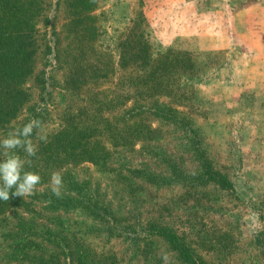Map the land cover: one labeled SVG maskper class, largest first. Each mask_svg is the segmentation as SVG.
<instances>
[{
	"label": "rangeland",
	"instance_id": "rangeland-1",
	"mask_svg": "<svg viewBox=\"0 0 264 264\" xmlns=\"http://www.w3.org/2000/svg\"><path fill=\"white\" fill-rule=\"evenodd\" d=\"M46 1V12L37 22L36 68L25 86L31 102L0 130V140L27 124L41 98L38 77L46 70L56 85L52 101L40 114L48 138L60 131L68 116L78 117L79 123L98 119L104 109L99 104L124 91L129 92L127 107L120 98L105 108L104 117L111 122V115L133 107L144 89L137 92L131 84L138 70L120 69L116 46L131 20L142 13L153 50L191 54L195 66L190 70V98L180 110L192 119L208 157L234 190L214 182L191 189L142 181L137 169L167 173L162 155L188 173L200 170L181 129L146 115L126 124L130 135L120 144L102 130L95 162L70 167L74 184L81 185L78 189L117 219L107 217L106 222L98 213L64 208L50 198L44 204L42 193L52 194L48 185L58 169H40L41 183L33 195L24 197L26 208L0 215V264H43L44 255L67 264L70 258L75 264H165V254L168 264H182L164 239L146 232L153 220L174 228L207 264H264V246L257 244L262 233L264 245V81L252 70L254 53L238 39L236 20L245 10L264 7V0H95L84 38L72 32L63 1ZM52 40L60 45L61 58L50 67L47 46L55 45ZM77 66L92 77L96 67L102 68L98 72L105 77L87 78L88 84L73 94L64 81ZM41 142L33 139L37 147ZM70 189L63 182L61 196ZM48 229L57 235L44 236Z\"/></svg>",
	"mask_w": 264,
	"mask_h": 264
},
{
	"label": "trees",
	"instance_id": "trees-1",
	"mask_svg": "<svg viewBox=\"0 0 264 264\" xmlns=\"http://www.w3.org/2000/svg\"><path fill=\"white\" fill-rule=\"evenodd\" d=\"M61 1L65 3L72 32L76 36L84 38L88 32L86 21L89 20L91 11H94L96 7L95 0ZM46 2V0H0V130H5L31 102V94L25 89V86L36 68L37 55L40 50L37 22L46 12ZM60 4L58 3L57 7H60ZM48 23L55 27L54 23H50V21ZM143 25L141 13L131 20L127 32L119 39L116 46L120 56V69L134 68V70H138V75L131 76V84L137 92L144 89L143 95L137 99L133 107L124 110L129 99L127 97L129 92L124 91L122 95L111 98L110 101L104 99L108 105L105 104L106 102L99 104L98 108L104 109L96 120L79 123L78 117L68 116L60 131L50 136L47 143L40 141L41 144L37 147L35 157H27L21 149H16L12 153L20 158H25L27 161L29 159L32 161L31 166H29L24 160L27 163H25L24 171L39 174L42 170L53 171L58 169L61 172L63 182L71 186L69 193L60 198L52 194L51 196L47 192L42 193V197L46 198L44 204L48 203L50 198L64 208L87 209L94 216L98 213L97 216L106 222L107 217L117 219L115 214H111L106 206H100L99 203L93 204V199L85 193L86 190L78 189L81 185L74 184L75 180L71 178V173H69L71 172L70 167L83 162H95V147L99 143L98 135L102 130L111 133V141L120 144L122 142L120 140H125L127 135H130L126 124L130 121L139 122L146 115H151L157 121L168 126L181 129L191 147L195 161L200 166V170L188 173L171 157L162 155L163 167L167 173L137 169L135 172L139 178H142V181L154 186L177 183L181 187L191 189L207 187L214 182L223 189L234 190L230 180L222 172L216 170L212 160L208 157L192 119L180 110L190 98L189 89L192 81L190 74L194 72L190 70L195 66L191 63V54L170 49L166 51L153 50ZM53 36H57V34L53 33ZM52 41L55 45L47 46V51L51 57L49 60L51 62L50 67L51 64L59 63L61 58L60 45L56 40ZM112 60L113 57H111V62ZM98 71L103 72L104 69L96 67L92 77L88 70L85 72V67L77 66L65 79L66 88L76 94V91H80L83 86L88 84L89 78L105 77ZM111 72L113 75L116 72L115 68L111 69ZM38 81L42 84L40 102L34 106L27 123L33 118L40 119V114L54 96L53 92L56 85L53 76H49L47 70L41 72ZM120 98L124 100L123 106L125 108L119 114L111 115L110 122L109 118L104 117V110L105 108L109 110V106H112L115 101L119 102ZM34 138L35 134L32 139ZM24 201L25 199L22 197H12L8 202L0 201V215L11 210H24L26 208ZM22 219L24 223L27 221L25 216H22ZM146 227L149 236L162 238L168 243L169 247L177 253L182 264H207L194 247L181 237L174 228L155 220L147 223ZM57 233L48 229L44 236L47 234L48 236L57 235ZM257 238V244L261 247L264 246L261 244L262 233L258 234ZM42 260L43 264L49 262L50 264H67L61 263V260L49 261L46 255L42 256ZM68 262V264H75V260L71 258L68 259Z\"/></svg>",
	"mask_w": 264,
	"mask_h": 264
},
{
	"label": "clouds",
	"instance_id": "clouds-1",
	"mask_svg": "<svg viewBox=\"0 0 264 264\" xmlns=\"http://www.w3.org/2000/svg\"><path fill=\"white\" fill-rule=\"evenodd\" d=\"M34 134L37 141L48 142L44 122L40 119L33 118L22 128L9 131L6 138L0 140V149L3 150L0 152L3 157L0 162V201L8 202L12 197L31 196L41 183V176L32 171H24L25 161L12 154L16 149H21L27 157H35L37 146L33 143ZM27 163L31 166L32 161L29 159ZM48 186L52 195L61 197L63 178L60 171L52 172ZM162 258L168 264V254Z\"/></svg>",
	"mask_w": 264,
	"mask_h": 264
},
{
	"label": "crops",
	"instance_id": "crops-1",
	"mask_svg": "<svg viewBox=\"0 0 264 264\" xmlns=\"http://www.w3.org/2000/svg\"><path fill=\"white\" fill-rule=\"evenodd\" d=\"M237 37L254 53L252 70L264 81V7H254L237 15Z\"/></svg>",
	"mask_w": 264,
	"mask_h": 264
}]
</instances>
